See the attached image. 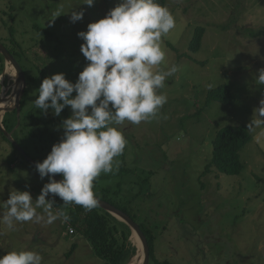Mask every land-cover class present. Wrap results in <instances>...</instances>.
I'll return each instance as SVG.
<instances>
[{
  "label": "rangeland",
  "instance_id": "obj_1",
  "mask_svg": "<svg viewBox=\"0 0 264 264\" xmlns=\"http://www.w3.org/2000/svg\"><path fill=\"white\" fill-rule=\"evenodd\" d=\"M120 2L94 0L89 6L83 0H0V39L22 56L33 76L64 73L75 83L89 63L78 33ZM165 6L176 27L162 39L166 55L160 70L178 67L159 90L167 103L155 118L117 126L127 141L123 153L114 158L119 166L114 163L112 172L101 173L93 191L126 206L138 223L153 229V252L159 261L264 264V139L257 143L248 129L264 100V84L258 82L264 69V0H166ZM73 10L83 11V18L73 22ZM197 27L204 33L199 50L191 52ZM14 81L4 66L0 105L3 93L9 98L15 89ZM223 83L231 90L232 103L207 102L209 90ZM31 84L26 92L31 89L27 98L33 104L39 85ZM66 110L70 117V106ZM60 115L56 132L63 138L64 113ZM237 124L246 126L250 140L240 150L241 172L227 175L210 163L212 142L220 128ZM46 180L0 134V215L11 191H29L35 200ZM53 211L58 212L54 205ZM37 212L43 214L42 209ZM130 240L137 246L133 237ZM136 249L128 252L124 264L137 256ZM14 250L38 252L42 264H104L76 231L70 240L60 219L50 225L17 222L15 230L0 223V257Z\"/></svg>",
  "mask_w": 264,
  "mask_h": 264
},
{
  "label": "clouds",
  "instance_id": "obj_2",
  "mask_svg": "<svg viewBox=\"0 0 264 264\" xmlns=\"http://www.w3.org/2000/svg\"><path fill=\"white\" fill-rule=\"evenodd\" d=\"M83 3L91 6L94 0ZM82 18L83 11H72L73 22ZM175 27V17L158 0H121L78 33L84 41L81 52L89 61L78 80L70 82L64 73L46 77L35 99V107L45 113L51 108L59 116L65 106L72 111L62 123L63 138L36 164L40 177L48 176L49 182L35 200L29 191H11L0 223L15 230L17 222H67V212L53 211L54 201L46 199L49 193L86 210L97 206L93 182L101 173L112 172L114 163L118 168L119 161L114 158L123 153L127 143L117 126L155 118L167 103V96L159 90L178 67L173 64L160 70L166 55L162 39ZM258 82L264 84V69L259 71ZM248 129L255 133L257 143L264 139V100L254 110ZM55 174L63 179H53ZM42 259L32 250H14L0 257V264H42Z\"/></svg>",
  "mask_w": 264,
  "mask_h": 264
},
{
  "label": "trees",
  "instance_id": "obj_3",
  "mask_svg": "<svg viewBox=\"0 0 264 264\" xmlns=\"http://www.w3.org/2000/svg\"><path fill=\"white\" fill-rule=\"evenodd\" d=\"M158 2L165 6L166 0H158ZM10 33L12 34V32ZM203 33V27L195 28L189 43V50L191 52H196L199 50ZM5 47L16 58L25 71L28 82L30 84L32 83L31 87L37 84L40 87L43 79L46 77L42 76V74L39 77L33 76L31 72H28L24 66V63H22L20 59L22 56H20L18 52L14 51L12 48L7 47L6 45ZM3 68L4 60L2 56H0V71H2ZM38 78H40L41 81H38ZM30 91L31 89H29L24 94L20 102L21 120L17 130L13 133V136L17 142V138L23 140L25 147H22V144V146H20L25 150L28 156L32 157L37 162H42L50 153L52 146L62 139L61 136H59V134L56 132L59 131L57 125L61 115H54L51 108L47 111L48 115L46 117L41 115L43 111L35 107V99L37 98L39 92H35L32 104L29 103V98H27ZM210 101H216L221 104L232 103L233 95L228 85L223 83L213 89H210L207 93V102ZM61 113H64V120L69 117V115H67L66 106L61 111ZM13 114L16 115V112L14 111L10 114H6L3 117V125L7 131H11L17 123V116H13ZM0 134L4 140L8 141L1 131ZM249 140V131L243 124L229 125L220 128L216 132L212 142L213 154L210 160L211 165L214 166L219 172L225 173L227 175L239 174L242 170L240 150L247 144ZM12 148L22 161L27 162L24 156H22L13 145ZM16 161L19 160L17 159ZM31 167L33 170L37 171L36 168L33 166ZM209 169L211 171V168ZM45 177L47 179L46 183H48L49 177ZM140 180L145 179L140 177ZM46 183H44V185ZM137 192L141 193L142 190H138ZM50 197H52L51 200L54 201L53 205L57 207L58 212L62 210L67 212L70 217L68 222L74 226L78 235L83 236L89 242V246L96 257L102 259L104 264H124L128 252H130L131 249L134 250L136 247L132 245L130 240L131 230L127 225L119 222L114 216L104 211L99 206H96L91 210H86L82 206L76 205L74 203L65 204L58 195L52 194ZM101 198L109 201L103 197ZM112 204L128 213L136 221L135 217L130 213L126 206L120 207L114 203ZM140 227L142 228L148 240L151 261H155V264H169L167 261H159L154 256L153 229L149 228L148 226L145 227L143 224H140ZM76 246L77 242L70 245V250L66 253L67 257H69L74 252Z\"/></svg>",
  "mask_w": 264,
  "mask_h": 264
},
{
  "label": "water",
  "instance_id": "obj_4",
  "mask_svg": "<svg viewBox=\"0 0 264 264\" xmlns=\"http://www.w3.org/2000/svg\"><path fill=\"white\" fill-rule=\"evenodd\" d=\"M0 56H2L4 60V66L8 64L11 65L12 68L18 74V76L22 79L20 87L18 88V90L15 92V94L12 97L11 104L5 108H2L0 105V131L8 139V141L17 149V151L22 156H24L25 160L31 166L36 168L37 161L34 160L32 157L28 156L25 150L20 146V144L16 142V140L13 137V133L15 132V130H17L20 124V120H21L20 102L28 88V85H29L28 78H27L25 71L19 64V62L8 51V49L5 47L1 39H0ZM1 85H3V82L1 83ZM14 111L16 112L17 123L11 131H7L3 125V117L4 115L10 114ZM52 178L57 181H61L63 179V177L58 174H55ZM96 198L98 200L97 206H99L100 208H102L104 211L108 212L112 216H114L119 222L127 225L130 228V230H134L138 234L140 242H141V249L143 251V261H144L143 264H150L151 263L150 247L148 244L147 237L145 233L143 232L142 228L140 227L139 223L135 221L128 213L118 208L117 206L113 205L109 201H106L98 196H96ZM130 237H132V231H131Z\"/></svg>",
  "mask_w": 264,
  "mask_h": 264
},
{
  "label": "bare ground",
  "instance_id": "obj_5",
  "mask_svg": "<svg viewBox=\"0 0 264 264\" xmlns=\"http://www.w3.org/2000/svg\"><path fill=\"white\" fill-rule=\"evenodd\" d=\"M5 73L6 75L8 76L9 79H14V85L12 86V90L13 92L11 93L10 97L8 98V95L5 94V92L3 93L2 95V98H1V107L2 108H5L7 106H9L11 104V101H12V97L13 95L15 94V92L18 90V88L20 87L21 85V82H22V79L18 76V74L16 73V71L12 68L11 65H5ZM16 86V87H15ZM5 90V88H4ZM132 231V237L134 239V241L136 242L135 245L136 246V250H137V256L135 254V256L132 257L131 259V262L129 264H143V251L141 249V242H140V239H139V236L138 234L134 231V230H131ZM132 240V239H131Z\"/></svg>",
  "mask_w": 264,
  "mask_h": 264
},
{
  "label": "built area",
  "instance_id": "obj_6",
  "mask_svg": "<svg viewBox=\"0 0 264 264\" xmlns=\"http://www.w3.org/2000/svg\"><path fill=\"white\" fill-rule=\"evenodd\" d=\"M48 196H51V193H49ZM62 227L65 230L66 234L69 236L70 240L72 241L75 235V228L72 226L68 221L62 223Z\"/></svg>",
  "mask_w": 264,
  "mask_h": 264
}]
</instances>
